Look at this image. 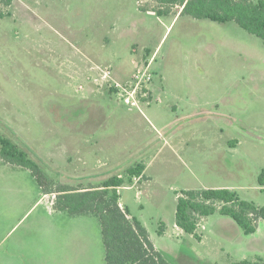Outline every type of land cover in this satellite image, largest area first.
Segmentation results:
<instances>
[{"label": "rangeland", "instance_id": "1", "mask_svg": "<svg viewBox=\"0 0 264 264\" xmlns=\"http://www.w3.org/2000/svg\"><path fill=\"white\" fill-rule=\"evenodd\" d=\"M182 9L0 0V133L50 186L123 177L121 205L172 264L264 260V220L251 234L219 212L196 235L176 226L184 189L229 187L264 206V39ZM143 70L151 78L132 87V106L120 85ZM137 164L144 173L129 185ZM43 193L29 169L0 157V264H106L99 218L52 213L56 195Z\"/></svg>", "mask_w": 264, "mask_h": 264}, {"label": "trees", "instance_id": "2", "mask_svg": "<svg viewBox=\"0 0 264 264\" xmlns=\"http://www.w3.org/2000/svg\"><path fill=\"white\" fill-rule=\"evenodd\" d=\"M157 1L181 3L182 13L196 18L236 21L248 32L264 39V0ZM0 157L7 163L29 169L44 193L55 194V210L70 215L92 214L99 218L106 264H172L156 248L145 224L132 216L128 207L121 205L119 187L124 186L126 180L120 175L111 176L101 185L91 187L50 186L40 163L1 133ZM144 170V164L128 169L129 185L133 184V177L143 175ZM259 182L264 185V169ZM177 194L176 224L190 234L196 235L200 220L215 212L230 216L245 234L256 232L259 221L264 220V206L241 198L236 190L229 187L189 188ZM230 264H264V260L242 259Z\"/></svg>", "mask_w": 264, "mask_h": 264}, {"label": "built area", "instance_id": "3", "mask_svg": "<svg viewBox=\"0 0 264 264\" xmlns=\"http://www.w3.org/2000/svg\"><path fill=\"white\" fill-rule=\"evenodd\" d=\"M107 73H111V71H110V69L108 70V69H106L105 70ZM148 73V71H146V70H143V72H136L134 75H133V77H134V79L133 80H135V82H133V83H130V85H126V86H128V87H122V85H120V87L121 88H124L125 89V96H126V92H127V94H128V96L127 97H125L124 98V100H125V102L126 103H128V104H130V105H132V106H134V105H136V106H139V103H138V96L136 95V97L135 96H133V94L131 95V92H130V90L132 89V87H133V90H135V93L137 94V92L138 91H136V90H142L141 89V86L143 85V83L147 80V79H149L150 80V78H151V74H149V76L147 77V79L146 78H144L145 77V75ZM115 83V82H114ZM114 86L115 87H117V88H119V83H115L114 84ZM130 86V87H129ZM135 86H136V88H135ZM143 87V86H142Z\"/></svg>", "mask_w": 264, "mask_h": 264}, {"label": "crops", "instance_id": "4", "mask_svg": "<svg viewBox=\"0 0 264 264\" xmlns=\"http://www.w3.org/2000/svg\"><path fill=\"white\" fill-rule=\"evenodd\" d=\"M204 188H208L207 186L206 187H204ZM46 193H43V195H45ZM51 194V193H50ZM123 203V202H122ZM124 204V203H123ZM125 205V204H124ZM126 206V205H125ZM127 207V206H126ZM51 210V209H50ZM51 212L52 213H55V212H63V211H57V210H55L54 209V207H53V209L51 210ZM64 213H66V212H64ZM82 215H84V214H78V215H71V216H73V217H76V216H82ZM86 215H91V214H86ZM176 226H177V224H176ZM181 231H183V229H181L180 227H178ZM105 250V249H104ZM105 252V251H104ZM105 255V254H104ZM104 258H105V256H104Z\"/></svg>", "mask_w": 264, "mask_h": 264}]
</instances>
